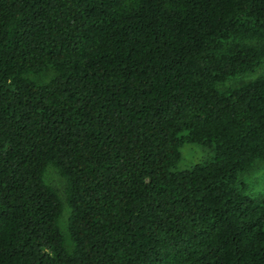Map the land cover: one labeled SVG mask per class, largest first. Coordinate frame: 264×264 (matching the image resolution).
<instances>
[{
    "label": "trees",
    "instance_id": "trees-1",
    "mask_svg": "<svg viewBox=\"0 0 264 264\" xmlns=\"http://www.w3.org/2000/svg\"><path fill=\"white\" fill-rule=\"evenodd\" d=\"M263 66L264 0H0V264H264Z\"/></svg>",
    "mask_w": 264,
    "mask_h": 264
},
{
    "label": "rangeland",
    "instance_id": "rangeland-1",
    "mask_svg": "<svg viewBox=\"0 0 264 264\" xmlns=\"http://www.w3.org/2000/svg\"><path fill=\"white\" fill-rule=\"evenodd\" d=\"M50 70L51 69L37 75H29V77L38 84H44L50 81L54 76V72ZM262 76H264V66L254 74H247L233 78L226 83L224 88L238 86L244 82H248ZM182 154L183 157L179 168L186 169L195 164L210 160L213 157L214 152L208 149V147L201 145L185 144L182 148ZM242 180L248 184L249 192L253 196H264V163L258 164L250 173L244 174ZM45 181L56 190L63 202V214L60 223L61 229L67 237V246L70 248L71 242L68 234V219L71 210L66 202V180L56 167L49 166L45 172Z\"/></svg>",
    "mask_w": 264,
    "mask_h": 264
}]
</instances>
